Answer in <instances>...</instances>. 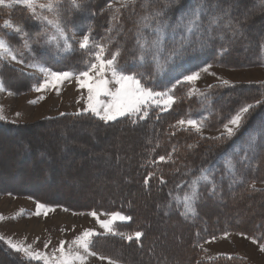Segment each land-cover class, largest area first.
Listing matches in <instances>:
<instances>
[{"label":"trees","instance_id":"1","mask_svg":"<svg viewBox=\"0 0 264 264\" xmlns=\"http://www.w3.org/2000/svg\"><path fill=\"white\" fill-rule=\"evenodd\" d=\"M111 1L86 0L83 8L63 12L62 23L67 26L66 30L72 29L81 34L91 28L97 41L107 42L110 38L109 49H122L120 63L125 67L134 66L133 49L140 16L155 10L163 11V16L154 18L152 27L143 28V32L149 38H154L152 28L156 21H167L169 28L166 30L165 44L171 48L179 46L184 32L182 27H176V34L173 36L172 28L178 24L182 15L199 6L203 7L200 17L203 34L194 35L193 43L185 45L183 56L177 61V75L196 71L208 64L233 69L251 67L259 65L263 58L260 45L264 39V0H135L134 4L117 8L118 13L115 12L116 9L108 7ZM69 6L67 0H62L63 8L67 9ZM114 14L119 16L120 25L108 32L109 20ZM29 16L20 5H15L12 9L0 6V24L4 19H11L14 23L21 24L30 35L41 32V25L30 21ZM213 17L219 19L209 32L208 26ZM0 35L15 48L23 50L22 41L15 33L0 30ZM42 44L43 37L37 46H33L35 57L25 54L30 62L44 64L55 71L79 72L84 69L87 60H84V53L77 46L74 47L75 51L57 55L54 49L41 47ZM141 70L149 75L153 71L151 67ZM37 80L31 75L21 74L6 61L0 62V82L7 91L16 94L27 91ZM168 81L169 77L162 75L150 79L148 83L161 90L163 86H170ZM186 87L185 83L177 86L175 95L178 99L172 108L166 112H159L158 109L150 111L149 118L135 124L127 117L107 124L89 114L69 118L72 124L91 127L97 140H104L107 138L106 134L111 132H120L118 135L123 136L120 141L111 140L116 144L111 143L109 148L103 147L95 157H91L88 151L84 152L82 163L73 165L72 173H68L67 169L60 170L66 172V179L77 181L79 176L83 178L82 186L86 189L93 186L92 177L104 178L107 184L101 193L93 192L84 197L83 193L77 196L67 189L62 196H56L54 188L27 189L5 185L1 175L0 193L28 196L39 203L62 205L75 212H123L130 219L117 223L114 227L129 233L134 230L142 232L139 241L135 238L128 241L111 233L94 238V250L119 263L251 264L243 257L227 255H217L204 261L201 259L202 249L199 243L225 232L243 233L250 238H256L257 244L263 242L264 187L257 188L252 183L264 181V103L249 110L240 128L230 138L209 139L208 136L201 137L190 129H175L169 125H174L188 113H200L208 117V128H217L242 105L255 104L257 100L264 101V82L214 84L203 90L208 97L206 104L198 94L189 96ZM156 113L159 114V119L156 118ZM60 118L62 120L64 116ZM41 123L52 125V122ZM62 123L63 121L60 125ZM60 125L54 124L53 132ZM17 127V124L0 119V134L2 131L16 132ZM48 134L50 131L43 132L41 137L45 139L40 140L37 145H34L35 141L31 136L28 140L24 136L29 145V165L20 172L24 173L39 161L40 155L30 148L42 147V142H46L49 137ZM69 136L71 135L67 134L66 138ZM5 138L14 141L7 134ZM150 140L152 143H149ZM52 145L48 143L49 152L52 153L51 164L55 166L60 154L57 147H51ZM173 145L178 148L173 154L174 163L159 162L158 156L166 155ZM187 145L193 147L188 148ZM92 148L94 149L90 146V150ZM76 149L82 150L79 147ZM22 152L23 150L17 148H4L0 163L5 164L8 160L18 163ZM229 159L235 165L234 173L228 170ZM104 160L108 161V166L104 168L93 165V171L83 169L86 163L99 164ZM201 168L208 169L211 175L208 181H198L199 197L193 205L195 214L186 213L183 197L189 192L188 183L200 175ZM152 171H156V177L150 178L148 184H145V178ZM16 172L17 170L12 176ZM49 174L36 170L31 175L34 179L29 177V181H44L47 176H51ZM161 175L165 180L164 184L159 183L158 178ZM40 180L35 183L41 182ZM0 263L29 264V261L0 242Z\"/></svg>","mask_w":264,"mask_h":264},{"label":"snow or ice","instance_id":"2","mask_svg":"<svg viewBox=\"0 0 264 264\" xmlns=\"http://www.w3.org/2000/svg\"><path fill=\"white\" fill-rule=\"evenodd\" d=\"M67 2L70 6L65 9L62 7V0H43V2H40V0H0V6L6 9H12L15 5L26 7L32 17L41 22V25L46 24L53 26L55 29L54 33H49L47 27H43L41 32L30 35L21 24L14 23L11 19H4L3 23L0 24V30L6 29L10 31V34L15 33L22 41L23 50L15 48L3 35H0V62H15L16 64L24 65L26 68H34L42 73L45 78L42 82H38L34 88L37 92L47 90L50 87L58 89L65 81H69L74 77L78 86L87 90L86 107L77 111L74 115L81 116L90 113L93 117L106 124L118 121L121 117H127L135 124L138 121H144L149 118L150 111L154 112L158 109L159 112H166L172 108L178 99L175 95L177 86L184 83L193 85L200 78V72L197 71H191L187 74L180 73L179 75L176 73L178 72L177 61L182 58L185 45L193 43L192 37L194 35L203 34L200 20L201 12L203 11L202 6L196 7L182 15L178 24L172 28L173 36L176 34V27H182L184 32L180 38L179 46L171 48L166 47L165 44L166 30L169 28L167 21H156L155 27L152 28L155 33L154 38H149L143 32V28L152 27L151 22L154 18L163 16V11L155 10L150 14L140 16L137 21L139 27L136 30V44L133 49L134 66L125 67L120 63L122 49L120 47H116L114 51L109 49L110 38L107 42L97 41L92 35L91 28H89L82 38L77 40L74 30H66L67 26L62 23L63 12H71L72 10L83 8L86 0H67ZM122 2L127 6L128 4H134L135 0H122ZM109 8H111V4ZM37 9H40V11H37ZM45 12L51 14L55 19H50L49 15L44 14ZM115 12L118 13L119 9H116ZM218 19L219 17H213L210 20L209 32L211 31V26L216 24ZM229 23H231V20H229ZM119 25V16L114 14L110 17L107 31L112 32ZM33 36L35 39H33ZM41 37H43L41 47L54 48L57 55L75 51L74 45L78 44V49L87 57L84 69L79 72L55 71L38 62L25 63L24 57L26 53L32 57L36 56L33 43H39ZM260 47L264 51V42L261 43ZM148 67L153 69L151 75L141 70ZM210 68L211 65L208 64L201 71L208 72ZM162 75L169 77L168 84L170 86L166 85L161 90H157L155 85L148 83L150 79H155ZM224 83H227V81ZM0 90H4L2 82H0ZM193 93L203 97V103L206 104L208 102V97L205 93L200 92L198 89L190 88L188 95L191 96ZM260 103H264V101L257 100L255 104L246 103L242 105L228 119L227 123L223 124L224 133L221 136L209 137V139L220 140L235 135V131L240 128L249 110ZM61 115L63 116L64 113H61ZM2 118L0 116V119ZM156 118L159 119L158 113H156ZM207 119L208 117L204 115L199 118H192L191 115H188L177 120L174 125H169V127L181 130L190 129L203 137V129L207 127ZM149 143H152V141L150 140ZM187 147L192 148L193 145H187ZM177 151V146L173 145L172 150L166 155L158 156V161L174 163L173 154ZM152 163H157V161H152ZM228 170L233 173L235 171V165L231 159L228 160ZM210 175L208 169L201 168L200 175L194 177L188 183L189 192L183 197L186 213L192 212L195 214L193 205L199 197L198 181H208ZM154 177H156V171L149 172L144 183L148 184L149 179ZM158 179L160 184L165 183L162 175ZM177 187L179 188L180 185L178 184ZM213 191H215L214 185ZM177 202L179 203V200ZM50 210L48 205L38 203L34 215L47 216ZM89 215L96 218L97 224L105 230L106 234L121 235L128 241H132L133 238L139 241L143 235L140 231L127 235L117 232L114 227L116 222L130 219V217L119 212L106 213V215L110 216L108 220H101L95 211L90 212ZM100 235L93 229H85L71 241L60 240L59 245L53 248L50 253L34 249L31 244H25L23 241H14L10 237L0 236V242L7 244L12 251L23 254L29 264H32V262H38V264H88L90 257H98L100 260L107 259L108 264H116L115 260L94 250V238ZM224 235L226 236L227 233L225 232ZM211 239L215 240L216 237L212 236ZM252 242L254 244L257 243L256 238H252ZM50 243L51 241H45L44 248L47 249ZM259 247L261 251H264V243H260Z\"/></svg>","mask_w":264,"mask_h":264},{"label":"rangeland","instance_id":"3","mask_svg":"<svg viewBox=\"0 0 264 264\" xmlns=\"http://www.w3.org/2000/svg\"><path fill=\"white\" fill-rule=\"evenodd\" d=\"M40 2H43V0H40ZM110 4L113 9L125 5L122 0H112L109 5ZM20 8L29 13L30 21H34L38 25H41V22L35 20L26 7L20 5ZM37 11H40V9H37ZM19 13H21V11H19ZM44 14L49 15L50 19H55V17L47 12ZM41 27H47L49 33H54L55 31L53 26L45 24L41 25ZM5 31L9 32V30L6 29ZM75 32L77 40L84 35L81 34V32ZM33 39H35L34 36ZM262 42H264V39ZM33 46H37V43H33ZM75 46L78 47V44L74 45V47ZM262 52L263 58L260 61V64L256 66L233 69L227 66L211 65L208 72L201 71L204 67L203 66L196 70L197 72H200V78L195 81L193 85L185 83L187 86V94L190 88H195L200 92H203L204 89H207L214 84L231 85L233 83L264 82V51ZM83 58L84 60H87L85 55ZM25 59V63L30 62L28 55ZM8 63L18 69L21 74L24 73L26 75H31L38 80L33 83L27 91L21 93L16 94L5 89L0 90V116L3 117L1 120L14 123V125L17 124L18 126L16 132L2 131V134H0V157L2 158L3 156L2 151L4 148L5 150H13L14 148L23 150L21 153L22 155L19 157V159H21L20 162L17 163L8 160L5 164L0 163V175L4 178V184L27 189L54 188L56 189L54 193L56 196H62L67 189L73 191L77 196L80 193H83L84 197L90 196L93 192L94 194L101 193L104 186L107 184L104 178L94 177V179L92 177L93 186L91 189H86L82 186L83 178L79 176L77 181L75 179H66V172L63 173L60 172V170L67 169L68 173H72L73 165L77 166L82 163V159L85 156L84 152L88 151L91 153V157H95L100 153L103 147L109 148L111 143L116 144V142H111V140L120 141V138L123 137L120 136L122 134L118 135L120 132H111L106 134L107 138L104 140H97L94 138L96 135H94V131L91 127L76 125L70 122L69 118L71 116H75L74 114L77 111L86 107L87 98V90L80 88L74 77L69 81H65L58 89L50 87L47 90L37 92L34 88L37 86L38 82L43 81L45 78L44 75L34 68H26L24 65L16 64L15 62ZM225 81H227V83H224ZM192 95L196 94L193 93ZM238 109L236 111H238ZM236 111L233 114H230L219 127L214 129L205 127L203 129V136H221V134L224 133L223 124L227 123L228 119L234 115ZM61 113H64V119L62 120H60V117L62 116ZM89 115L91 114L89 113ZM188 115H191L192 118H199L204 114L188 113L186 116ZM51 119L55 120L50 121ZM42 121H46L49 124L52 122V125H43L41 123ZM62 121L63 123L60 125V122ZM54 124H59L60 128H56L57 130H54L53 132V129L55 128L53 126ZM47 131H50V134H48L49 137L46 142H42L44 147L42 146L39 149L35 147L30 148V150L32 149L40 155L39 161L33 166H30V169L26 170L24 173L20 172L23 167L29 165L27 158L29 154L27 147L29 145L25 142L26 139L24 136H26L27 140L29 139V136H31L35 141L34 145H37L40 140L43 141L45 139L44 137H41V134ZM5 134L14 141L7 140ZM67 134H70L71 136L66 138ZM125 138H127V136ZM48 143L56 146L57 151H59L58 153L60 154V158L55 166L51 164L50 155L52 153L49 152L50 148H48ZM53 145L51 147H53ZM90 146L94 147V149L92 148L90 150ZM77 147L82 150H77ZM107 164V160H104L99 164H93V162L90 164L86 163L83 169H86V171H93V165H96V168H104L108 166ZM15 170H17V172L12 176ZM36 170L43 171L46 174L50 173L49 175L51 176H47L44 181L38 179L37 181L40 180L41 182L36 184L35 182L37 181L33 180L34 178L31 176L34 175ZM8 171L9 173H7ZM29 177L33 178V181H29ZM252 186L262 188L264 187V181H253ZM38 203L39 202L28 196H15L12 194L0 193V236L5 238L10 237L14 241H23L25 244H31L34 249L50 253L53 248L59 245L60 240L71 241L76 235H79L85 229H93L101 235L106 234L105 230L97 224L96 218L89 215L92 211L75 212L68 210L62 205H48L51 210L48 211L47 216H36L34 213ZM93 211L97 213L101 220L110 219V216L106 215L107 212ZM118 212L127 216L121 211ZM117 223L122 222L117 221L116 224ZM115 230L125 235L134 234L137 231L134 230L129 233L123 230H117L116 228ZM169 234L170 231H168V235ZM215 237V240H212L210 237L199 243V247L202 249V260L207 261L217 255H227L243 257L251 264H264V251L260 250V244H254L252 242V238L233 232H227L226 236L223 233L216 235ZM45 241H51L47 249L44 248ZM262 243H264V238ZM19 254L25 258L23 254ZM88 264H108V260H100L98 257H90ZM116 264L123 263L116 262Z\"/></svg>","mask_w":264,"mask_h":264},{"label":"bare ground","instance_id":"4","mask_svg":"<svg viewBox=\"0 0 264 264\" xmlns=\"http://www.w3.org/2000/svg\"><path fill=\"white\" fill-rule=\"evenodd\" d=\"M17 78V77H16ZM3 149V148H2ZM1 158V157H0ZM2 162V161H1ZM50 190V189H49Z\"/></svg>","mask_w":264,"mask_h":264}]
</instances>
